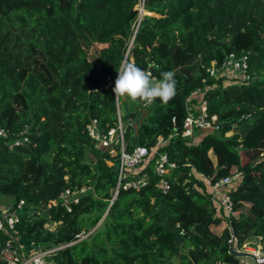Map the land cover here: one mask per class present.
<instances>
[{"label": "trees", "instance_id": "obj_1", "mask_svg": "<svg viewBox=\"0 0 264 264\" xmlns=\"http://www.w3.org/2000/svg\"><path fill=\"white\" fill-rule=\"evenodd\" d=\"M137 1L0 0V127L8 130L0 135V193L13 195L14 207L23 200V241L65 244L55 264H240L229 252L232 235L236 244L257 236L264 250V77L238 83L205 67L248 51L250 71L264 75V0H144L149 13L132 37ZM124 62L157 80L173 71L174 98L144 105L114 95ZM204 85L219 128L178 132L159 147L176 163L167 190L150 164L147 184L114 197L118 155L94 145L87 122L96 117L107 129L120 114L126 148L150 146L183 128L187 98ZM235 173L227 185L234 213L226 215L206 178ZM82 186L69 208L59 202L65 188ZM101 217L103 228L91 230ZM222 220L228 225L214 231ZM82 231L90 232L78 238Z\"/></svg>", "mask_w": 264, "mask_h": 264}, {"label": "built area", "instance_id": "obj_2", "mask_svg": "<svg viewBox=\"0 0 264 264\" xmlns=\"http://www.w3.org/2000/svg\"><path fill=\"white\" fill-rule=\"evenodd\" d=\"M138 10L137 16L132 23L133 35L137 29L140 18L144 13H149L144 8V0H138L135 4ZM249 52H229L222 61L212 59L206 65V72L211 77L230 78L234 82H254L264 77L256 71L251 72L249 69ZM150 72V70L145 69ZM151 73V72H150ZM157 80L155 76H152ZM208 85L197 87L192 90L186 101L187 114L183 121V128L179 131L174 127L173 132L164 137L159 135L154 144L150 146L136 144L131 149L126 148L124 139V126L118 115V121L115 126L104 129L99 119L92 117L86 124V130L90 135L96 147L105 148L112 156L118 155V172L116 185L113 189V196L115 197L120 188H132L138 190L149 181L150 172L144 171L147 165L151 164L152 172L158 176V185L162 190H167L170 187L169 178L172 170L176 167V163L169 159L165 150H160L159 147L163 146L165 142L176 135L178 132L182 136L193 137L195 131H213L217 130L220 126L219 118L216 114L208 116L207 103L204 98V91ZM118 103V102H117ZM148 102H144V105ZM8 130L0 127V135L6 136ZM227 134H229L227 132ZM27 140L26 135L15 137L12 144H19ZM154 156V157H153ZM154 158L152 161L151 158ZM112 163V160H109ZM193 172L197 170L193 167ZM142 172V173H141ZM239 173L231 176L220 178L214 183H209V190L214 199L217 207V212L220 209L225 210L226 215L234 213L232 210V202L227 193V185ZM86 190L85 186L79 188H65L59 194V202L69 208L70 200L76 198L77 195ZM56 199L48 203H55ZM23 200L20 199L16 206L9 204L6 207L0 208V262L2 264H55L54 255L58 248L65 244H42L31 240L29 243L22 240L18 231L17 224L21 221L18 208H21ZM30 218V217H27ZM50 230L55 229L56 224L47 221L44 224ZM91 231V230H90ZM90 231L80 232L78 238L86 236ZM183 233V229H181ZM72 243V242H70ZM236 244V237L232 235L229 239V245ZM252 255L255 264H264V254L259 255L253 249ZM243 264V263H241ZM245 264H249L248 262Z\"/></svg>", "mask_w": 264, "mask_h": 264}, {"label": "clouds", "instance_id": "obj_3", "mask_svg": "<svg viewBox=\"0 0 264 264\" xmlns=\"http://www.w3.org/2000/svg\"><path fill=\"white\" fill-rule=\"evenodd\" d=\"M116 72L112 92L117 97L148 103L159 99L166 104L176 94L175 73L171 70L162 72L161 79L154 80L150 72L135 63L124 62Z\"/></svg>", "mask_w": 264, "mask_h": 264}, {"label": "rangeland", "instance_id": "obj_4", "mask_svg": "<svg viewBox=\"0 0 264 264\" xmlns=\"http://www.w3.org/2000/svg\"><path fill=\"white\" fill-rule=\"evenodd\" d=\"M147 113H148L147 110H144L142 112V114L139 116L138 121L144 120ZM137 125H138V122H134V127H137ZM228 133H231V131ZM259 154H260V159L264 158V148H262V150ZM107 162L109 164H111V161L107 160ZM144 171H148V170L144 169ZM13 201H14L13 195L6 194V193H0V208L6 207L9 204H12ZM103 214H104L103 215V217H104L105 213H103ZM103 217H101V219L98 221V224L95 225L94 227H92L91 230H93L95 227H97L98 229L103 228L104 224H103V222L101 223V221L103 220ZM226 225H228V221L222 220L219 224L212 225V228L214 229V231L219 232ZM235 248L238 250H241V251L248 252L247 255L240 256V264L241 263L245 264L247 262L249 264H255L254 257L252 255L253 249H255V252L259 253V255L264 254V250L262 248V243L260 242L259 237H257V236L248 237L242 244H235Z\"/></svg>", "mask_w": 264, "mask_h": 264}, {"label": "water", "instance_id": "obj_5", "mask_svg": "<svg viewBox=\"0 0 264 264\" xmlns=\"http://www.w3.org/2000/svg\"><path fill=\"white\" fill-rule=\"evenodd\" d=\"M229 252L236 256H243V255H247L248 253L246 251H241V250L236 249L233 245L229 246Z\"/></svg>", "mask_w": 264, "mask_h": 264}, {"label": "crops", "instance_id": "obj_6", "mask_svg": "<svg viewBox=\"0 0 264 264\" xmlns=\"http://www.w3.org/2000/svg\"><path fill=\"white\" fill-rule=\"evenodd\" d=\"M206 180H207L206 182H209V179H208V178H206ZM208 184H209V183H208Z\"/></svg>", "mask_w": 264, "mask_h": 264}]
</instances>
